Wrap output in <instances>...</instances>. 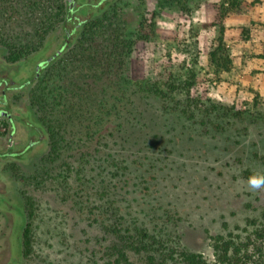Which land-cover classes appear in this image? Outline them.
I'll use <instances>...</instances> for the list:
<instances>
[{
  "label": "rangeland",
  "instance_id": "1",
  "mask_svg": "<svg viewBox=\"0 0 264 264\" xmlns=\"http://www.w3.org/2000/svg\"><path fill=\"white\" fill-rule=\"evenodd\" d=\"M67 1L0 0V264L142 262L139 231L217 264L214 237L264 231L247 183L264 173V0H114L57 54ZM187 90L202 106L184 113Z\"/></svg>",
  "mask_w": 264,
  "mask_h": 264
},
{
  "label": "trees",
  "instance_id": "2",
  "mask_svg": "<svg viewBox=\"0 0 264 264\" xmlns=\"http://www.w3.org/2000/svg\"><path fill=\"white\" fill-rule=\"evenodd\" d=\"M113 1L114 0H68L66 4L68 7L65 6L61 18L65 36L61 44V49L57 52V54H60L61 51L72 46L80 36L82 25L87 26V23L91 21L93 16L102 14L107 5H110ZM96 20H98V18ZM101 20L104 21V18L100 17V21ZM117 38L120 40L122 36L117 35L116 37H113L114 44H116L115 46L118 45ZM52 60L53 58H50L37 64L32 76L33 79L37 78V76L42 73L45 66ZM186 101L187 103L185 104L184 113L192 108H200L202 106L200 103L201 100L194 98L191 95L190 90H187ZM212 107L215 111L223 110V114L232 115L233 117L242 114L240 111H234L233 108H229L227 106L220 107L218 105H214ZM3 113L9 117L11 122H13V117L6 109H0V114ZM56 129H58L57 126L50 125L52 140H55V135L57 134ZM38 134L40 139L44 137V135L41 137V134ZM38 140L39 139H34L32 137L30 147L38 142ZM27 145L28 143L24 146ZM19 150L20 151L16 150L15 147H9V151L5 154L20 157L24 150ZM247 175L248 177L252 176L250 174ZM148 232L149 231H139V234L136 235V237H139V240L135 242L136 246H132L136 256L143 257L142 262L131 260L127 255V252L123 250L117 253L119 254V264H208L200 254L188 252L184 249L179 251L171 247L170 243H166V241L157 237V235L155 236ZM134 237L135 236L133 235V238ZM263 238L264 231H255L239 241H234L232 240V237L226 238L222 235L214 237V249L217 255V264H264ZM147 239L152 240L150 245L146 244ZM138 242H140L139 244L141 245H139Z\"/></svg>",
  "mask_w": 264,
  "mask_h": 264
},
{
  "label": "clouds",
  "instance_id": "3",
  "mask_svg": "<svg viewBox=\"0 0 264 264\" xmlns=\"http://www.w3.org/2000/svg\"><path fill=\"white\" fill-rule=\"evenodd\" d=\"M248 187L250 190L264 189V173H255L248 179Z\"/></svg>",
  "mask_w": 264,
  "mask_h": 264
},
{
  "label": "flooded vegetation",
  "instance_id": "4",
  "mask_svg": "<svg viewBox=\"0 0 264 264\" xmlns=\"http://www.w3.org/2000/svg\"><path fill=\"white\" fill-rule=\"evenodd\" d=\"M5 115V114H4ZM31 131H37V133H40L41 134V137H43L42 135H43V132H42V130L41 129H38V128H34V130L33 129H31ZM31 139H32V136L31 135H29V139H28V141H31ZM28 141H27V143H28ZM26 143V144H27ZM9 147H15V149L16 150H18V151H20L19 149H21L20 147H18V146H15V143H14V141L12 140L11 142H10V144H9Z\"/></svg>",
  "mask_w": 264,
  "mask_h": 264
}]
</instances>
